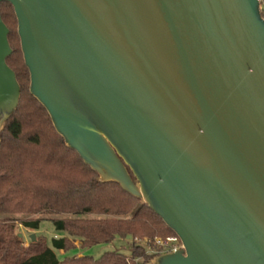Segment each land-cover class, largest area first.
I'll return each instance as SVG.
<instances>
[{
    "label": "water",
    "instance_id": "obj_1",
    "mask_svg": "<svg viewBox=\"0 0 264 264\" xmlns=\"http://www.w3.org/2000/svg\"><path fill=\"white\" fill-rule=\"evenodd\" d=\"M2 3L67 147L181 241L148 264H264L260 0ZM9 33L0 10V136L21 99Z\"/></svg>",
    "mask_w": 264,
    "mask_h": 264
},
{
    "label": "trees",
    "instance_id": "obj_2",
    "mask_svg": "<svg viewBox=\"0 0 264 264\" xmlns=\"http://www.w3.org/2000/svg\"><path fill=\"white\" fill-rule=\"evenodd\" d=\"M0 10L13 51L7 63L21 88L20 103L0 136V264H148L155 257L148 249L159 251L154 241L177 235L119 184L98 181V173L67 147L30 93L14 8L2 3ZM45 220L67 237L53 238L51 247L43 236L28 244L19 237L18 225L36 232ZM116 237L132 239L129 256L113 251L96 260L56 254L76 249L74 240L81 248H92Z\"/></svg>",
    "mask_w": 264,
    "mask_h": 264
},
{
    "label": "rangeland",
    "instance_id": "obj_3",
    "mask_svg": "<svg viewBox=\"0 0 264 264\" xmlns=\"http://www.w3.org/2000/svg\"><path fill=\"white\" fill-rule=\"evenodd\" d=\"M17 233L19 235H22L24 240H26V244H28L29 239L32 235L36 236H43L47 239L48 245L51 247V242L53 238H64L67 237L66 233L63 232H57L53 226V224L50 221H43L41 224V228L39 231L33 232L30 230L25 229L24 227L18 225L17 226ZM174 237L168 239V240H159L156 239L154 244L156 245L157 249H159L158 253L155 250L148 249V252L155 257L171 253V249L177 248L178 250L181 249L182 243L179 239H176ZM132 242L131 238H128L126 240L121 239L120 237H116L114 241L110 244H100L96 245L92 248H81L80 243L77 240H74L73 243L76 245V249L68 252L64 255L63 252L56 251V254L63 258L64 256L67 257H90L93 259H100L105 253L107 252H113V251H120L124 255L129 256L130 250H129V244ZM139 245L147 246L146 241H136Z\"/></svg>",
    "mask_w": 264,
    "mask_h": 264
},
{
    "label": "built area",
    "instance_id": "obj_4",
    "mask_svg": "<svg viewBox=\"0 0 264 264\" xmlns=\"http://www.w3.org/2000/svg\"><path fill=\"white\" fill-rule=\"evenodd\" d=\"M260 3H261V8L263 9L264 8V0H260ZM177 250H178L177 248H174V249H171V252H174V251H177Z\"/></svg>",
    "mask_w": 264,
    "mask_h": 264
}]
</instances>
